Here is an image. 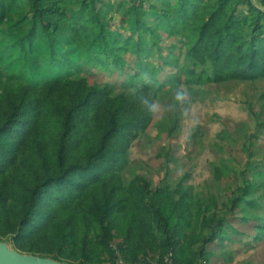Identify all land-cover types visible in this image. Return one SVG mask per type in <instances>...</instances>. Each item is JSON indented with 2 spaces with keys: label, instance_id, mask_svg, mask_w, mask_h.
<instances>
[{
  "label": "trees",
  "instance_id": "1",
  "mask_svg": "<svg viewBox=\"0 0 264 264\" xmlns=\"http://www.w3.org/2000/svg\"><path fill=\"white\" fill-rule=\"evenodd\" d=\"M257 1L134 0L126 13L139 33L136 42L109 29L105 0H0L7 52L50 70L66 51L77 63L74 72L28 83L0 59V234L12 235L21 251L57 260L83 249L79 264L115 258L113 232L130 244L128 254L155 244L166 264L208 263L207 246L224 239V217L182 182L174 192L170 186L154 190L142 176L126 184L121 175L131 140L151 120L160 84L138 72L132 78L141 81L115 93L91 84L80 66L93 61L122 68L124 52L141 61L152 50L149 37L160 40L163 30L183 37L187 60L206 67H187L190 78H264V0ZM175 60L169 64L178 66ZM256 184L257 178L245 179L232 202L259 206L258 198L246 199ZM257 228L261 236L264 223Z\"/></svg>",
  "mask_w": 264,
  "mask_h": 264
},
{
  "label": "rangeland",
  "instance_id": "2",
  "mask_svg": "<svg viewBox=\"0 0 264 264\" xmlns=\"http://www.w3.org/2000/svg\"><path fill=\"white\" fill-rule=\"evenodd\" d=\"M158 1L147 0V3ZM105 2L104 15L109 29L123 38L133 35L138 42L139 33H133L130 24L133 17L126 13V7L134 0ZM74 11H77L76 15L81 14L82 19L86 18L81 8ZM148 19L152 23L156 21L153 16ZM159 33L160 40L149 37L152 50L141 61L136 54L124 52L122 68L93 61H84L80 66L82 76L91 84L109 85L115 93L124 91L125 85L131 83L132 76L138 72H141V79H155L161 86L147 128L140 131L127 148L128 160L121 172L122 178L128 184L142 176L152 189L170 186L172 192L182 182L207 201L211 213L224 217V239L209 244L207 250L212 253L209 262L198 264H264V232L259 236L257 228L264 223V78L197 81V78H190L185 69L191 67L201 72L206 67L187 60L186 40L163 30ZM172 49L173 56L168 61L178 59V66L165 60ZM40 51V47L35 51L37 56ZM70 54L66 51L60 64L51 70L40 62L28 66V62L7 52L0 41L2 66L9 72L23 74L28 83L74 72L77 63ZM142 64L146 69L141 67ZM140 78L133 82L141 81ZM217 168H221V174ZM256 178V187L246 199L258 198L259 206L246 209L243 202L235 205L231 198L241 195L239 187L244 180ZM153 227L157 229L155 224ZM113 233L110 240L116 257L110 259L104 255L103 264L113 261L116 264L167 263L161 260L155 244L153 247L146 244L134 253H126L130 244ZM89 235L93 237L94 232ZM0 240L25 254L44 256L21 251L12 235L0 234ZM84 253L78 248L71 256L59 260L79 264ZM47 257L53 258L52 255Z\"/></svg>",
  "mask_w": 264,
  "mask_h": 264
},
{
  "label": "water",
  "instance_id": "3",
  "mask_svg": "<svg viewBox=\"0 0 264 264\" xmlns=\"http://www.w3.org/2000/svg\"><path fill=\"white\" fill-rule=\"evenodd\" d=\"M0 264H71L52 257L25 254L0 240Z\"/></svg>",
  "mask_w": 264,
  "mask_h": 264
}]
</instances>
